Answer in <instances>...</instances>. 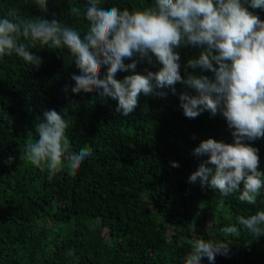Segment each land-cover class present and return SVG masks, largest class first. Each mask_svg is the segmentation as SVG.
I'll list each match as a JSON object with an SVG mask.
<instances>
[{"label": "trees", "instance_id": "1", "mask_svg": "<svg viewBox=\"0 0 264 264\" xmlns=\"http://www.w3.org/2000/svg\"><path fill=\"white\" fill-rule=\"evenodd\" d=\"M0 264H264V0H0Z\"/></svg>", "mask_w": 264, "mask_h": 264}]
</instances>
